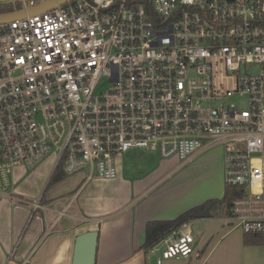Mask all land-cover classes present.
I'll return each instance as SVG.
<instances>
[{
    "label": "built area",
    "instance_id": "2783aa9c",
    "mask_svg": "<svg viewBox=\"0 0 264 264\" xmlns=\"http://www.w3.org/2000/svg\"><path fill=\"white\" fill-rule=\"evenodd\" d=\"M217 147L223 181L245 190L226 221L264 235V0H70L0 23V192L12 203L41 208L11 175L48 157L109 180L130 149L188 162ZM196 239L184 222L146 252L188 258ZM4 264H19L14 250Z\"/></svg>",
    "mask_w": 264,
    "mask_h": 264
},
{
    "label": "crops",
    "instance_id": "0c3cea01",
    "mask_svg": "<svg viewBox=\"0 0 264 264\" xmlns=\"http://www.w3.org/2000/svg\"><path fill=\"white\" fill-rule=\"evenodd\" d=\"M216 149L198 151L188 161L210 154L212 160L204 165L208 173L218 170L219 181L201 192L164 185L163 177L154 173L123 179L125 153L116 157L117 176L109 180L96 176L85 180L86 172L81 171L49 184L54 171L51 157L32 170L15 168L11 175L15 194L26 202L38 201L41 208L32 210L30 217L31 205L14 204L7 192H0V207L7 202L19 209L13 228L0 217V264L10 250L19 264H72L76 236L93 231L98 236L94 264H155L142 248L147 223L175 219L222 196L224 168L211 153ZM101 185L109 186L108 192L97 188ZM218 215L219 210L212 209L210 217L191 220L198 231L195 255L166 259L163 264H264V244L244 245V233Z\"/></svg>",
    "mask_w": 264,
    "mask_h": 264
},
{
    "label": "rangeland",
    "instance_id": "374dc122",
    "mask_svg": "<svg viewBox=\"0 0 264 264\" xmlns=\"http://www.w3.org/2000/svg\"><path fill=\"white\" fill-rule=\"evenodd\" d=\"M238 105L241 108L246 107L244 97L240 98ZM215 151L216 152H211L216 156L215 159L222 161V148L217 147ZM208 160H212L210 154H207L201 158H195V160L191 162H180L179 159H162L156 153L148 152L144 149L134 148L127 150L125 155H123L122 165L125 168L122 178L127 179L144 177V175L148 173H154L163 177L162 183H164V185H173L176 188H185L191 192L206 191L214 186V182L219 181L218 170H215L213 173H208V169L204 165V163ZM223 179L224 177L222 178V181ZM222 183L223 186L221 190H224L225 181ZM108 187L109 186L101 185L97 188H103L105 192H108L110 189ZM30 208L31 209L27 212V214L29 213L31 217V212L33 209L32 207ZM18 210L19 209L6 202V205L0 207V217H6V219L9 221L8 224L13 228L14 220L17 217ZM37 211L40 212L39 210ZM191 229L192 233L197 236V225L192 224Z\"/></svg>",
    "mask_w": 264,
    "mask_h": 264
},
{
    "label": "trees",
    "instance_id": "16d2710c",
    "mask_svg": "<svg viewBox=\"0 0 264 264\" xmlns=\"http://www.w3.org/2000/svg\"><path fill=\"white\" fill-rule=\"evenodd\" d=\"M20 6L14 4H5L1 5L0 13L2 12H10L14 10H19ZM65 174L63 170L59 167L55 171H53L48 183L52 184L57 182L59 179L64 177ZM245 194V190L238 185H226L224 186L223 194L220 198H214L213 200H209L200 204L195 208L188 209L181 213L177 218L172 220H162V221H150L146 225V242L142 247L143 250H146L156 244H158L165 235L171 230L179 227L184 222H191V220L195 219L194 214L201 208L205 207L210 202L213 203L211 209L219 210V215L222 217H228L230 215V207L234 199L238 197H242ZM215 215V213H214ZM213 215V216H214ZM243 244L244 245H261L264 244V235L258 232H249L243 234Z\"/></svg>",
    "mask_w": 264,
    "mask_h": 264
},
{
    "label": "water",
    "instance_id": "95a60500",
    "mask_svg": "<svg viewBox=\"0 0 264 264\" xmlns=\"http://www.w3.org/2000/svg\"><path fill=\"white\" fill-rule=\"evenodd\" d=\"M70 2V0H41L35 6L20 8L10 12L0 13V23L11 20L19 19L27 14H35L47 9ZM213 203L210 202L205 207L199 209L195 214V218H208L210 217V210ZM76 242L74 247V257L72 264H94L95 262V250L97 245V232H85L76 236Z\"/></svg>",
    "mask_w": 264,
    "mask_h": 264
}]
</instances>
